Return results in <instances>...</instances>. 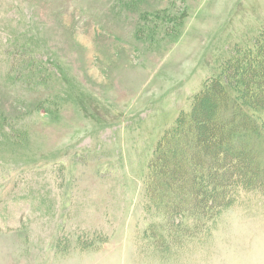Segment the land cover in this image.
Here are the masks:
<instances>
[{"label": "rangeland", "instance_id": "374dc122", "mask_svg": "<svg viewBox=\"0 0 264 264\" xmlns=\"http://www.w3.org/2000/svg\"><path fill=\"white\" fill-rule=\"evenodd\" d=\"M263 42L264 0H0V264H264Z\"/></svg>", "mask_w": 264, "mask_h": 264}, {"label": "trees", "instance_id": "16d2710c", "mask_svg": "<svg viewBox=\"0 0 264 264\" xmlns=\"http://www.w3.org/2000/svg\"><path fill=\"white\" fill-rule=\"evenodd\" d=\"M262 45V47H264V42L261 44ZM259 48V52H260V54L261 53H263L264 52V49H262V48H260V47H258ZM256 50V49H255ZM258 52V51H257ZM261 56V55H260ZM259 60V63H262V64H264V61H263V59L262 58H259L258 59ZM245 116L247 117V119H251V123L249 124L248 122H246V124H247V127H245V128H247L248 130L251 128V127H253V125H252V123L254 124V125H257L258 123H257V121L255 120V119H252L253 117H251V116H249V115H246L245 114ZM245 124V125H246ZM237 125V124H236ZM239 126H242V125H239ZM238 126H236V128H237ZM233 128V127H232ZM232 128L231 127H229L227 130H225V131H223V133H222V136H220L219 137V141L217 142V147L218 148H222L223 147V144H224V142H225V138L228 136L229 138H230V135L231 134H229V132L232 130ZM247 130V131H248ZM233 131H231V133H232ZM249 132H250V130H249ZM251 133V132H250ZM258 139H260V140H258V143L260 144V145H263L264 144V142H263V138H261V137H257ZM220 143V144H219ZM231 148H226V146H225V151L227 152H229V150H230ZM241 151V153H239ZM239 154H241L242 155V149L241 148H239V151H238V155L236 156V157H233V158H231V159H229V156H228V164H226L225 165V163H224V167L225 168H223L224 169V171H217V172H212L211 171V173H213V174H209V175H211V183L212 184H214V180L213 179H217L218 181H217V183L218 184H223V182H228V181H230L231 179H232V176L231 177H229V179L226 181H224V176H225V174H226V172L227 171H230V170H235L234 171V174H233V177L234 178H238V177H241L242 176V179H243V176H244V174H243V172H240V167L238 166V164H237V159H238V157H240L239 156ZM221 165V164H220ZM238 166V167H237ZM221 172H223V173H221ZM211 187H204V189L203 190H201L200 191V193H199V195H195L192 191H190L189 192V194L191 195V196H193V197H195L196 196V199H195V201H196V204L194 205L195 207H194V210L196 211V212H198L200 209V207H201V205H202V200H200V199H202L203 197L204 198H208V196L207 195H209V193H211L210 191H209V189H210ZM192 203V202H191ZM200 203H201V205H200Z\"/></svg>", "mask_w": 264, "mask_h": 264}]
</instances>
